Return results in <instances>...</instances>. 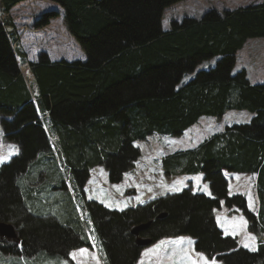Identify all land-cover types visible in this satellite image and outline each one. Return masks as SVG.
I'll use <instances>...</instances> for the list:
<instances>
[{"label":"trees","instance_id":"16d2710c","mask_svg":"<svg viewBox=\"0 0 264 264\" xmlns=\"http://www.w3.org/2000/svg\"><path fill=\"white\" fill-rule=\"evenodd\" d=\"M25 1L0 0V123L5 139L19 147L0 167V221L14 224L21 239L20 244L0 240V254L40 264L35 259L48 258L45 250L50 260H70V252L92 245L87 224L76 216L68 194L62 220L32 212V196L21 186L53 149L30 77L21 69L24 56L10 31L15 27L10 11ZM50 1L64 10V24L86 60L51 63L43 54L28 66L59 136L55 146L80 195L97 166L105 168L109 183L120 184L141 156L134 145L139 140L154 133L178 137L202 117L221 118L232 109L253 114L249 123L228 125L196 147L162 159L167 176L201 174L212 196L184 189L123 210L84 199L104 263L137 264L144 248L138 237H149L152 244L190 237L194 249L210 260L264 264V83L252 84L245 69L234 74L236 55L245 43L264 38V3L211 8L201 18L174 19L164 31L165 11L185 0ZM59 16L57 10L44 12L35 27L43 28ZM212 60L215 64L199 70ZM188 75L193 77L187 81ZM227 172L257 175V213L248 209L245 195H229ZM55 183L61 188V182ZM222 201L227 209L241 210L247 231L259 243L256 251L219 229L214 210ZM149 221L138 235L132 233L134 226ZM39 232L48 233L59 248L36 244Z\"/></svg>","mask_w":264,"mask_h":264},{"label":"rangeland","instance_id":"374dc122","mask_svg":"<svg viewBox=\"0 0 264 264\" xmlns=\"http://www.w3.org/2000/svg\"><path fill=\"white\" fill-rule=\"evenodd\" d=\"M254 2L264 3V0H185L165 12V24L166 27L170 28L171 22L174 19L182 20L187 16L201 18L211 8L223 11L226 9H235ZM51 10L64 11L61 6L50 0H27L11 9L10 15L17 29L15 34L18 38L21 37V43L28 38L30 33H40L43 36V40L49 41V36H45V33H49V31L43 30V28L41 30L36 28L35 21L44 12ZM58 37H63V35L60 33ZM16 39L12 36L13 41ZM70 40L71 44L64 48V54L71 58H77L84 51L79 45L77 46L73 43L72 39ZM247 44L244 53L240 50L236 55L237 64L234 67V74L251 65L247 68L250 75L248 80L252 84L264 83V38L252 39ZM18 45L19 50L17 49V51L20 55V43ZM20 56L22 57V55ZM22 63L29 65L24 59ZM213 63L215 64L214 60L204 62L199 67V70L206 69L208 65H213ZM24 65L21 66L23 73L27 77H31L29 67ZM192 77L193 75L190 76L189 80ZM250 117L249 112L245 113L239 110H231L221 118H201L198 124L193 125L178 137L154 133L146 140H139L134 143L135 146L140 148L141 156L135 161L134 169L124 175L122 183H109L105 168L103 166H97L91 170L90 179L82 195L74 189L70 173L64 164L60 151L56 148L55 142L53 141L52 152L47 156L41 157V167L37 166L34 171L26 175V181L21 185L22 189L32 196V200L29 201L32 212L41 216L56 215L62 220L66 217L63 209L68 204L65 199V193L68 194L75 208L76 216L79 220L87 224L86 234L92 247L73 250L69 254L70 260L61 257H55L50 260L48 258L52 256L45 250L44 253L48 258H41L42 255H40L35 261L40 262V264H105L96 235L92 229L91 219L87 218L88 213L83 208L84 199L95 200L109 209L123 210L128 207L145 204L160 196L181 192L184 189H190L193 193L212 196L210 185L204 181L201 174L170 177L163 172L161 161L168 154L196 147L209 135L222 131L227 125L249 123L251 120ZM3 133L4 131L0 123V167L4 163L10 162L18 154V152H14L9 147V142L6 141ZM233 176L234 180L230 181V196L242 194L241 192L244 195L247 194L249 201L247 204L248 209L257 213L259 211V200L257 193H255V177L252 175H244L243 182L238 187L236 181L243 175ZM55 181L61 182V188L56 185ZM62 186L65 188H62ZM40 194H42L41 197ZM231 211L233 212L232 214L230 213ZM214 215L217 225L224 235L232 236L236 239L238 245L251 252L257 250L259 245L257 238L247 231V220L239 208L227 209L225 202L222 201L221 208L214 210ZM47 234L41 233L40 238L38 240L34 239V242L36 244L38 242L48 243L52 250L58 249L59 245L54 243L52 237ZM10 239L13 240V237H10ZM0 264H35V262L26 257L21 258L0 254ZM137 264L212 263L205 254L194 249V240L192 238L178 237L175 239L164 238L155 244L145 246L141 253V259ZM213 264L223 263L216 260Z\"/></svg>","mask_w":264,"mask_h":264},{"label":"crops","instance_id":"0c3cea01","mask_svg":"<svg viewBox=\"0 0 264 264\" xmlns=\"http://www.w3.org/2000/svg\"><path fill=\"white\" fill-rule=\"evenodd\" d=\"M256 3H261V2H256ZM242 6H244V5H242ZM58 12H59L60 16L58 18L52 20L48 26L43 27V30L49 31V33H47V32L45 33V36H49L48 37L49 41L43 40V36L40 33H38V34L30 33L28 38L26 40H24L23 43H21V37L18 38V36L15 34V31L17 30L16 29V24H15V28H13L11 30V33H13L15 35L14 37L17 38L16 40L13 41L14 45L19 50L18 43H20L21 53L23 54L24 60L26 62H28V63L29 62H38L39 61V56L43 55V54H45L48 57V59L50 60L51 63H59L61 61L73 62L75 60H80V61H85L86 60V55L84 54V52H82V54H79L77 58H71V57H69V56L64 54V48L67 47L69 44H71V40L70 39H72L73 43H75L77 46L79 44H77L78 42L69 33V31L66 28V25L64 24V17H65L64 11L62 12V10H58ZM163 29H164V31H168L169 30V27H166L165 19L163 20ZM59 32L63 35V37H60V38L58 37V35L60 34ZM250 40H252V39H250ZM245 44L246 45L241 49L242 53H244V51L246 49L245 47L248 45L247 42ZM23 65L24 64L22 63V66ZM24 66L29 67L28 65H24ZM249 67H250V65H249ZM247 68L248 67L243 68V69H245L247 71V75H248V78H249L250 75L248 73V69ZM29 74L31 75V77L28 78V80H29V83H30V85H31V87L33 89L32 92H33V95H34V102L37 105L38 113L40 115V120L45 125L52 143L54 141L55 144H56V139L59 136H58V134H57V132H56L54 126H53V121H52V119L50 117V110L41 101L40 91L35 86L31 70H29ZM23 75H25V74L23 73ZM190 76L191 75L187 76V78H186L187 81L189 80ZM229 111H231V110H229ZM241 112L248 113V111H241ZM250 115H251V117L253 116L252 113H250ZM9 147L14 152H16V153L18 152L19 153V147H18L17 144L9 142ZM233 175H243L242 177L238 178V180L236 179L237 180L236 182L238 183V187L241 186V184L243 182L242 180L244 179L243 178L244 175H252V176H254L255 177L254 181L257 179V175L256 174H251V173H226V176H227L228 181H229V189H230V184H231L230 181L234 180V176ZM255 183H256V181H255ZM241 193H243V192H241ZM246 196H248V195H246ZM215 262L216 261H211L212 264L215 263Z\"/></svg>","mask_w":264,"mask_h":264},{"label":"water","instance_id":"95a60500","mask_svg":"<svg viewBox=\"0 0 264 264\" xmlns=\"http://www.w3.org/2000/svg\"><path fill=\"white\" fill-rule=\"evenodd\" d=\"M165 212L163 214L160 215V217L164 216ZM151 221H149L148 223L145 224H141L138 226H134L132 228V233L138 235L140 233L141 230L147 228L150 225ZM10 238L13 237V240H10V242H14L16 244H20L21 243V239L19 237V232L16 228V226L12 223H8V222H4V221H0V240L2 241V238ZM137 243L140 246H148L151 244V239L149 237H138L137 239Z\"/></svg>","mask_w":264,"mask_h":264},{"label":"flooded vegetation","instance_id":"af4514ba","mask_svg":"<svg viewBox=\"0 0 264 264\" xmlns=\"http://www.w3.org/2000/svg\"><path fill=\"white\" fill-rule=\"evenodd\" d=\"M10 240H12V239L6 238V237L2 238V241L10 242Z\"/></svg>","mask_w":264,"mask_h":264},{"label":"clouds","instance_id":"9594fccd","mask_svg":"<svg viewBox=\"0 0 264 264\" xmlns=\"http://www.w3.org/2000/svg\"><path fill=\"white\" fill-rule=\"evenodd\" d=\"M175 6V5H174ZM173 7V6H172ZM168 10V9H167ZM166 12V11H165Z\"/></svg>","mask_w":264,"mask_h":264}]
</instances>
